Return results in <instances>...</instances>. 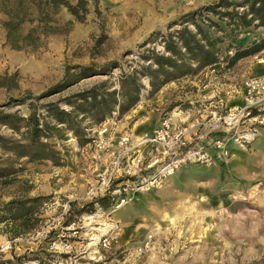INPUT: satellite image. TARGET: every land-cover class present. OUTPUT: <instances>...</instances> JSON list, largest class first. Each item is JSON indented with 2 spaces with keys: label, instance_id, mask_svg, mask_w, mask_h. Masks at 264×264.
<instances>
[{
  "label": "rangeland",
  "instance_id": "374dc122",
  "mask_svg": "<svg viewBox=\"0 0 264 264\" xmlns=\"http://www.w3.org/2000/svg\"><path fill=\"white\" fill-rule=\"evenodd\" d=\"M15 1L0 0V74L16 72L20 90L39 95L62 79L65 65L116 59L126 68L135 55L123 57L125 51L136 52L151 31H165L166 24L182 13L214 0H98L97 7L90 1L84 22L75 21L61 8L57 19L61 24L72 20V28L65 34L47 36L34 50H16L6 43L4 10ZM25 1L31 6L30 0ZM208 16L226 32L219 44L222 52L231 41L234 46H244L264 35L261 28L253 27L231 34L223 21ZM101 33L107 40L95 48ZM253 56H247L223 80L238 90L245 77H264V49ZM105 78L83 79L40 103ZM160 89L149 98L143 96L118 119L107 116L92 127L86 144L79 145L70 133L63 140L53 138L59 163L10 162L17 170L11 182L0 184V208L6 209L3 204L22 193L41 198L26 203L31 207L28 231L10 237L13 224L0 221V264H264V113L211 128L201 124L209 118V111L225 114L246 105L242 90L232 88L226 94L227 99L240 100L230 104L225 95L202 98V87V92L194 86L193 92L181 97L175 92L160 95ZM5 97L0 90V102ZM20 109L26 113L25 107ZM165 114L186 130L192 153L190 157L181 155L178 167L152 184L149 180L158 163L182 159L180 155L168 157L159 144L141 143V138L152 136ZM0 133L8 131L0 128ZM122 136H128V151L120 154V163H132L140 153L144 164L117 174L106 190L95 191L102 170L122 150ZM215 141H221L220 148ZM254 185L255 194L242 199ZM101 195H112V203L101 207L96 202L92 212L84 211L74 222L63 225L68 200H75L78 207Z\"/></svg>",
  "mask_w": 264,
  "mask_h": 264
},
{
  "label": "trees",
  "instance_id": "16d2710c",
  "mask_svg": "<svg viewBox=\"0 0 264 264\" xmlns=\"http://www.w3.org/2000/svg\"><path fill=\"white\" fill-rule=\"evenodd\" d=\"M16 0L5 8L7 18L2 22L6 43L16 50H34L49 35L65 34L73 25L72 20L63 24L57 19L61 8H65L77 22H84L91 1L97 7L98 0ZM214 15L224 22L230 33L243 29L261 28L264 32V0H214L198 8L184 12L168 22L165 31H151L136 46V52L125 51L122 56L135 55L126 68L116 60L96 63L91 60L84 65H65L60 81L46 92L34 95L29 90L21 91L18 74H0V90L6 95L0 102V184L12 181L17 169L11 161L26 159L29 162L49 160L59 163L60 152L53 138L63 140L70 133L79 145L90 141L92 127L101 124L107 116L118 119L129 112L143 96L147 98L163 85L184 76L195 75L201 69L222 63L230 68L238 60L258 54L264 49V35L253 43L234 46L232 41L222 52L219 44L226 32ZM28 24V27H24ZM176 26V28H174ZM174 28V29H173ZM216 29L218 32H210ZM218 33V34H217ZM107 40L101 33L94 47H100ZM117 69L118 74H113ZM96 75L107 78L94 81L57 100L40 103L47 97L61 93L79 81ZM16 92V94H14ZM19 107V108H17ZM20 107H25L23 113ZM264 105L251 110L252 115L264 113ZM260 110H262L260 112ZM22 169V168H18ZM12 197L0 208V221L10 224L11 236L28 231V217L31 215L29 201H36L40 195ZM101 195L75 207V200H68V214L63 225L74 222L84 211L92 212L96 206L107 207L113 196Z\"/></svg>",
  "mask_w": 264,
  "mask_h": 264
},
{
  "label": "built area",
  "instance_id": "2783aa9c",
  "mask_svg": "<svg viewBox=\"0 0 264 264\" xmlns=\"http://www.w3.org/2000/svg\"><path fill=\"white\" fill-rule=\"evenodd\" d=\"M262 61V60H260ZM241 90L245 95L246 105H244L239 110L228 111L225 114H220L217 110L209 111V118L201 124L207 127H215L220 124V122L226 125H233L236 121L242 117H248L251 114L253 108H259L264 105V77H255L248 76L242 80ZM186 130L176 126V123L173 121V118L167 114L163 115L159 121L158 126L155 128L152 136L148 138H141V143L149 142L151 144H159L162 147L163 153L168 157L182 155L184 157H190L192 153L190 151L191 147L188 146L186 139ZM243 138V135H240ZM246 139V138H243ZM128 141V136H122L119 140V145L122 148L118 152L117 156L113 158V161L109 163L101 173L100 183L95 187V191L100 190L104 191L107 189L108 182L117 176V174L130 172V170L135 171L140 169L141 165V154L139 153L136 158H134L132 163H120V154L128 151L126 147ZM222 145L221 141H215V146L220 148ZM184 151L181 153V151ZM181 153V154H180ZM181 156V158H182ZM179 160L182 159H170L167 163H158L156 171L152 174L149 182L156 183L164 177L165 174L172 172L180 163ZM153 163H145L146 166H151ZM120 200L123 201L121 197ZM103 244H106V241H103Z\"/></svg>",
  "mask_w": 264,
  "mask_h": 264
},
{
  "label": "crops",
  "instance_id": "0c3cea01",
  "mask_svg": "<svg viewBox=\"0 0 264 264\" xmlns=\"http://www.w3.org/2000/svg\"><path fill=\"white\" fill-rule=\"evenodd\" d=\"M72 3H75L77 0H70ZM67 11V10H66ZM70 17H73L69 13ZM254 57V56H253ZM247 61V57L241 58L240 60L237 61V63L230 67V68H224L222 63L214 64L211 66H207L203 69H201L199 72H197L195 75L191 76H184L179 79H176L174 81L168 82L165 85L162 86V88L159 91V94L167 95L175 92L176 97H181L180 95H187L190 92H193V87H197V92H202V88L205 90L204 95H201L202 98H208V97H214V95L217 96H224L225 99H227V95L232 92V88L234 91H240L241 88L238 90L237 87H234L231 83L225 82L223 79L226 77L227 74L233 73L235 68H239V66ZM220 69L223 71L222 73H218ZM222 81V83H219ZM186 87V90H180L182 88ZM214 87V88H213ZM208 88H211L210 91L207 90ZM191 89V90H189ZM173 95V94H171ZM197 95V94H194ZM198 96H200V93H198ZM169 96H166L165 98H168ZM230 104L233 103H238L240 100L236 99H227ZM256 186L254 185L252 188L249 189V192L246 194V196H242V199H247V197H252L255 194L256 191ZM205 197V196H204ZM209 198V197H207ZM208 202V200L202 202L201 204ZM236 203H238L236 201Z\"/></svg>",
  "mask_w": 264,
  "mask_h": 264
},
{
  "label": "bare ground",
  "instance_id": "6f19581e",
  "mask_svg": "<svg viewBox=\"0 0 264 264\" xmlns=\"http://www.w3.org/2000/svg\"><path fill=\"white\" fill-rule=\"evenodd\" d=\"M118 206H120V205H118Z\"/></svg>",
  "mask_w": 264,
  "mask_h": 264
}]
</instances>
